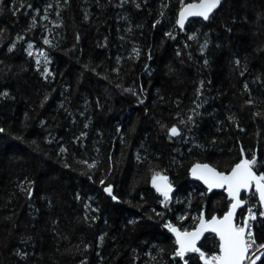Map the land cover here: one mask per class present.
<instances>
[{
  "label": "trees",
  "instance_id": "trees-1",
  "mask_svg": "<svg viewBox=\"0 0 264 264\" xmlns=\"http://www.w3.org/2000/svg\"><path fill=\"white\" fill-rule=\"evenodd\" d=\"M179 8L0 3V264H183L165 223L191 231L203 212L230 206L224 192L193 181L191 167L229 173L255 154L254 171L264 173V0H225L183 31ZM154 172L175 188L167 208ZM242 199L237 220L249 205L262 211L258 197ZM254 229L264 243V219ZM199 247L219 254L213 235Z\"/></svg>",
  "mask_w": 264,
  "mask_h": 264
},
{
  "label": "snow or ice",
  "instance_id": "snow-or-ice-1",
  "mask_svg": "<svg viewBox=\"0 0 264 264\" xmlns=\"http://www.w3.org/2000/svg\"><path fill=\"white\" fill-rule=\"evenodd\" d=\"M3 0H0L2 3ZM123 3L124 0H121ZM222 0H199L198 3L185 4L183 0H180V8L178 12V18L176 19V25L183 30L185 27V21L189 17H199L204 21H208L212 13L220 7ZM139 7V5H137ZM166 5H162V8ZM161 16L164 12L161 11ZM47 19V15L44 17ZM34 23V22H33ZM159 23V21H157ZM171 37V33H168ZM174 38V37H173ZM195 39V37H189ZM45 44L51 46L49 40L44 41ZM206 46V45H205ZM31 48L32 46L29 45ZM12 47L8 48L11 52ZM32 53L29 52V55ZM138 54V53H137ZM179 54V53H178ZM43 55V53H42ZM36 63L39 65L40 60L37 59ZM45 65L48 63L47 56L44 58ZM207 63V61H205ZM239 61H237V64ZM44 72L51 75L45 67ZM247 87V86H245ZM125 91H129L126 89ZM7 96V93H4ZM143 103V101H141ZM192 120V117H188ZM183 123V121H181ZM4 129L0 128V132ZM173 136L180 135L177 127L173 126L169 130ZM61 152L67 151L64 148L60 149ZM243 154V149H241ZM79 163L87 164L89 170L96 167V163H87L86 161H80ZM256 165L255 154L249 158H242L235 166L231 169L228 174L217 171L215 168L210 167L208 164L197 163L192 166L191 173L197 180L203 181L207 185L208 190L211 191L213 188H222L226 191L227 197L230 200V206L222 218L212 216L210 219L205 220L203 214L199 217V223L196 228L192 231L181 230L174 226L171 222H166L165 227L175 236L176 248L174 250L173 259L179 258V261H183V264H189V261L185 259L189 254H195L202 264H256L260 260V256H256V252H261L264 255V243L257 245L254 234L252 232V225L250 221L257 219V213L253 211L252 206H248L246 211L248 215L244 217L242 223L237 224L234 222L236 210L243 207L248 203L247 199H242L240 194L242 191L249 193L251 197H258L259 205L264 208V173L257 174L254 171ZM66 167L68 165H65ZM84 174V173H81ZM91 179V176L88 177ZM100 183L103 185L104 181ZM152 187L162 197L161 203L165 208L168 207V202L171 200L170 193L172 192V186L168 183V177L154 172L151 178ZM254 188V191H253ZM104 191L113 199L117 197L113 195L112 186L108 185L104 187ZM30 192V190H29ZM155 211V210H153ZM160 216L161 213H156ZM259 216L264 218V211L259 212ZM181 217L180 219H185ZM206 232L214 233L218 237V249L219 254H206L205 251L201 250V247L197 246L198 241ZM101 242L103 237L100 238ZM251 253V256L249 255ZM252 257H255L254 259Z\"/></svg>",
  "mask_w": 264,
  "mask_h": 264
},
{
  "label": "water",
  "instance_id": "water-1",
  "mask_svg": "<svg viewBox=\"0 0 264 264\" xmlns=\"http://www.w3.org/2000/svg\"><path fill=\"white\" fill-rule=\"evenodd\" d=\"M223 1H225V0H222V2ZM199 2V1H198ZM198 2H191V3H198ZM213 14V13H212ZM211 17V16H210ZM202 20L201 18H199V17H189L186 21H185V26L187 25V23L188 22H190V21H192V20ZM179 28V27H178ZM180 29V28H179ZM184 29H185V27H184ZM183 29V30H184ZM181 30V29H180ZM182 30V31H183ZM209 165V164H208ZM210 167H213V166H211V165H209ZM192 168V167H191ZM214 168V167H213ZM217 170V169H216ZM217 171H219V170H217ZM230 172V171H229ZM225 174H228V173H225ZM190 175H191V179L193 180V181H195V182H198V183H200L206 190H208V187H207V185H205L204 183H203V181H201V180H197L196 178H194L193 177V175H192V173H191V169H190ZM169 183V182H168ZM172 192L175 190V188L174 187H172ZM253 190H254V188H253ZM171 192V193H172ZM208 192L209 193H213V192H224L225 193V195L227 196V193H226V191L224 190V189H222V188H213L211 191H209L208 190ZM106 193V192H105ZM244 193V191H242L241 192V194H240V196H241V198H242V194ZM107 194V193H106ZM108 195V194H107ZM109 196V195H108ZM229 199V198H228ZM244 207V206H243ZM243 207H241V208H238L237 210H236V213H235V217H234V222H236V219H237V214H238V212L243 208ZM262 210H264V208H262ZM203 214V217H204V219L205 220H208V219H210V218H207V216H206V213L205 212H203L202 213ZM213 216H216V217H218V218H222V216H218V215H213ZM199 223V222H198ZM197 226V225H196ZM196 228V227H195ZM194 230V229H193ZM192 231V230H191ZM171 233V232H170ZM172 234V233H171ZM209 235H213V236H215V234L214 233H211V232H206V233H204V235L201 237V239L198 241V243H197V246L199 247V244L204 240V238L205 237H207V236H209ZM172 236H173V238H174V240H175V236L172 234ZM216 237V236H215ZM217 239H219L218 237H216Z\"/></svg>",
  "mask_w": 264,
  "mask_h": 264
},
{
  "label": "built area",
  "instance_id": "built-area-1",
  "mask_svg": "<svg viewBox=\"0 0 264 264\" xmlns=\"http://www.w3.org/2000/svg\"><path fill=\"white\" fill-rule=\"evenodd\" d=\"M241 222H239V224H240ZM250 223H251V225H252V232H253V234H254V237H255V229H254V221H250ZM255 240H256V237H255ZM256 243H257V240H256ZM257 245H259L258 243H257ZM259 253V251H257L256 252V255ZM250 256H251V253L249 254ZM253 259L255 258V257H252Z\"/></svg>",
  "mask_w": 264,
  "mask_h": 264
}]
</instances>
